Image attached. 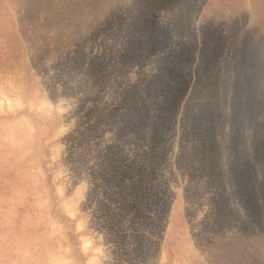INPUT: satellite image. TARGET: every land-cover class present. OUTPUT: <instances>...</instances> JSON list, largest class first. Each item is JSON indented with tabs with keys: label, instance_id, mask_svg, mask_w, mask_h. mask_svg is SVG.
I'll return each instance as SVG.
<instances>
[{
	"label": "rangeland",
	"instance_id": "374dc122",
	"mask_svg": "<svg viewBox=\"0 0 264 264\" xmlns=\"http://www.w3.org/2000/svg\"><path fill=\"white\" fill-rule=\"evenodd\" d=\"M257 125L264 0H0V264H264Z\"/></svg>",
	"mask_w": 264,
	"mask_h": 264
},
{
	"label": "trees",
	"instance_id": "16d2710c",
	"mask_svg": "<svg viewBox=\"0 0 264 264\" xmlns=\"http://www.w3.org/2000/svg\"><path fill=\"white\" fill-rule=\"evenodd\" d=\"M68 7H70V5L68 6ZM206 42H209L208 40L206 41ZM206 51H209V53H210V51L211 50H207L206 49ZM212 104V103H211ZM242 105H243V103H242ZM212 106V105H211ZM244 115V113H242V114H240V116H243ZM218 117H220V115L218 116ZM203 124H205V125H208V123L207 122H205V123H203ZM208 126H210V125H208ZM255 127H256V125H255ZM220 128V125H217L215 122L212 124V127H210L209 129H208V135H207V138H209L208 139V142H210V145L212 146V147H215V145H216V143H217V148H216V150L217 149H219L220 148V144L222 143L221 141L220 142H218V129ZM257 128H258V131L256 132V136L254 137V140H252V142H249V139L248 140H246V142L244 143L245 144V147L246 148H253L252 147V145L253 144H255V146L256 147H259V149H263V144H264V141H263V139H264V136H263V134H262V130H261V128H259L258 127V125H257ZM263 141V142H262ZM252 145H251V144ZM215 150V149H214ZM221 157H222V155H220V157H219V159H221ZM248 163V162H247ZM221 164H222V162H221ZM258 164H259V162H258ZM247 165V164H246ZM241 166H242V168L244 167V165L243 164H241ZM214 169H219V164H218V166H216V165H214ZM223 167V166H222ZM256 168H258V165H256L255 164V166L253 165V164H248V166H247V169L246 170H243V169H241V172H239V174H238V176H240V177H246V173L247 172H251V171H253V170H256ZM220 171V170H219ZM224 171V170H223ZM222 172V171H221ZM223 173H225V172H223ZM260 183V182H259ZM233 186H234V183L233 182H231V188H233ZM243 194V193H242Z\"/></svg>",
	"mask_w": 264,
	"mask_h": 264
}]
</instances>
